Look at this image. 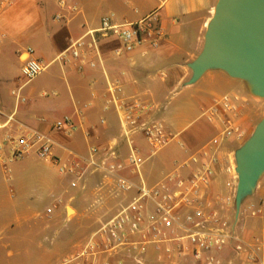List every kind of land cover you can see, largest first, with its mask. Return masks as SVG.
<instances>
[{"label":"crops","instance_id":"crops-1","mask_svg":"<svg viewBox=\"0 0 264 264\" xmlns=\"http://www.w3.org/2000/svg\"><path fill=\"white\" fill-rule=\"evenodd\" d=\"M216 3L217 0H0V110L14 118L8 126L4 125L6 118L0 119V143L4 146L0 160L2 236L14 227L17 207L13 168L17 160H11L9 139L25 131L47 133L54 142L55 155L64 162L72 161L74 155L88 157L92 146L105 147L117 139L122 159H126L130 145L122 137L120 117L112 101L114 97L139 98L159 105L160 109L154 115L157 119L158 113L165 109L157 103L158 98L168 90L174 92L183 87V105L175 118L167 121V125L164 123L175 134V139L152 154L141 136L133 138L134 146L145 158L141 175L144 172L149 184H153L175 170L184 175L191 173L196 167L190 163L193 155L206 162L223 158L214 164L218 177L211 186L212 191L219 190L216 182L224 174L222 162L225 163L230 149L227 143L237 141V147H240L253 134L264 115V102L250 93L246 82L232 78L222 70H210L195 84H187L192 76L188 64L203 49L205 32ZM71 6L76 7V11L71 10ZM155 10L165 32L158 47H142L125 57L115 58L111 53L113 44L105 43L104 60L96 69L79 71L72 65L60 64L67 94L62 95L58 89L50 94L44 90L39 99L35 95L38 88L26 92L29 83L22 91L26 102L17 104L12 97L11 91L22 84L20 71L28 49L50 67L55 64V57L75 40L97 28L103 17L114 16L119 22H135ZM47 52L56 55L49 60L45 56ZM50 95L55 99L47 100ZM223 96H230L237 108L232 118L240 134L231 139L223 138L215 145L213 140L221 138L223 125L220 120H211L209 112L215 107V101ZM65 117H73L79 126L72 136L52 130V125ZM102 118L105 124L101 123ZM43 161L62 180L60 185L49 184L47 195L52 201L47 210L54 207L61 210L72 203L78 213L83 191H72L70 178L59 174L51 161ZM185 163L191 164V169H181ZM123 196L128 202L131 194ZM254 197L253 204H261L264 210V175ZM28 210L31 211L30 207ZM9 237L3 238L16 240V234Z\"/></svg>","mask_w":264,"mask_h":264},{"label":"built area","instance_id":"built-area-1","mask_svg":"<svg viewBox=\"0 0 264 264\" xmlns=\"http://www.w3.org/2000/svg\"><path fill=\"white\" fill-rule=\"evenodd\" d=\"M70 9L76 11L74 6ZM164 36L157 10L135 22H119L114 16H105L97 28L88 30L75 40L55 62L63 66L72 65L79 71L84 68L96 69L104 60L105 43L113 44L112 56L122 58L142 47H158ZM48 67V64L34 56L32 49L27 50L19 77L22 84L11 91L17 104L27 101L22 93L24 87ZM112 101L120 117L122 137L130 145L126 159H122L117 139L105 147L92 146L88 157L74 155L70 162H64L55 155L54 142L47 133L25 131L9 139L11 160L34 152L40 159L51 161L59 174L70 178L72 188L79 187L88 170L92 169L91 173H100L119 193L131 194L129 201L122 204L118 212L91 235L77 255L61 264H71L74 259L96 264L99 254L113 256L120 252L126 253L128 257H132L135 252L137 263L144 264L140 257L150 247L160 264H238L239 261L242 264H257L256 250L261 248L241 238L235 224L215 208L219 199L210 192V186L217 176L214 166L217 159L206 162L193 155L190 163L196 166L195 169L192 170L189 163L181 167L190 168L191 173L184 175L175 170L160 182L148 185L141 175L145 158L134 146L133 138L141 136L151 153L156 154L176 136L164 122L154 118L160 109L159 105L139 98L114 97ZM236 110L230 96L215 101L209 118L220 120L223 125L221 138L213 140L215 145L223 138L239 136V127L232 118ZM1 118H6V126L14 121L13 116H6L2 110ZM101 123L105 124V119L102 118ZM78 128L73 117H65L52 125L53 131L65 136H72ZM3 147L0 143V160ZM131 176L139 179L135 180ZM226 201H230V198ZM54 209L48 208L47 213H53ZM248 209L254 216L263 213L261 204H252ZM262 247L264 249V240ZM102 264L111 262L106 260Z\"/></svg>","mask_w":264,"mask_h":264},{"label":"rangeland","instance_id":"rangeland-1","mask_svg":"<svg viewBox=\"0 0 264 264\" xmlns=\"http://www.w3.org/2000/svg\"><path fill=\"white\" fill-rule=\"evenodd\" d=\"M51 53L45 54L49 60H52L56 55ZM54 63L30 82L26 92L33 87L38 88L35 95L39 99H41L40 93L44 90L48 91L49 94L54 89L60 90L62 95L68 93L60 63L57 61ZM158 80L160 81V79ZM184 93L183 87H180L174 92L168 90L162 94L157 103H160L165 109L158 113L157 119L167 125V121L175 118L179 108L183 105ZM54 99L51 95L49 99L47 98V100ZM170 128L177 133L174 127ZM237 146V141L227 143V147L230 149L225 163L222 162L224 174L216 182L219 190L212 191L211 185L210 192L219 199L215 203V208L235 224L237 234L261 248L256 250L255 260L257 264H264V249L262 247L264 210L262 214L254 216L252 211L248 209L253 204L252 200H255L254 195L245 199L239 218L236 220L235 193L238 175L236 173L235 151L239 148ZM157 157L158 155L153 160ZM216 159L218 162L223 160V158ZM16 160L13 165L14 191L17 203L14 216L16 217L14 218V227L6 230L3 236L0 229V264H61L65 260L73 259L91 235L112 218L122 204L127 202L124 200L123 194L108 184L100 173H91L92 169H89L79 187L74 189L70 187L72 191L82 190L84 193L80 197L79 212L76 213L73 204L68 203L66 208L63 207L60 210V208L55 207L53 213L48 214L46 210L52 201L51 197L47 195L49 184L60 185L62 184L61 178L56 171L46 166L44 159H40L34 152ZM142 175L146 183L151 185L148 176L144 172ZM19 179L23 181L18 182ZM227 198H230V201H226ZM254 205L258 206L259 204ZM26 206L30 207L32 212ZM13 234H16L15 241L3 238H10L9 236ZM135 257H137L135 252H133L132 257H128L126 253L122 252L113 254V256L102 253L97 256L95 263L102 264L109 260L111 264H138V258ZM140 259L144 264H160L151 247L145 251ZM71 264H93V261L74 259ZM238 264H242V262L239 261Z\"/></svg>","mask_w":264,"mask_h":264},{"label":"water","instance_id":"water-1","mask_svg":"<svg viewBox=\"0 0 264 264\" xmlns=\"http://www.w3.org/2000/svg\"><path fill=\"white\" fill-rule=\"evenodd\" d=\"M198 82L210 70H222L247 83L264 100V0H218L198 57L188 64ZM238 182L236 220L243 202L255 194L264 175V115L253 134L235 151Z\"/></svg>","mask_w":264,"mask_h":264},{"label":"bare ground","instance_id":"bare-ground-1","mask_svg":"<svg viewBox=\"0 0 264 264\" xmlns=\"http://www.w3.org/2000/svg\"><path fill=\"white\" fill-rule=\"evenodd\" d=\"M70 211H72V209H70Z\"/></svg>","mask_w":264,"mask_h":264}]
</instances>
